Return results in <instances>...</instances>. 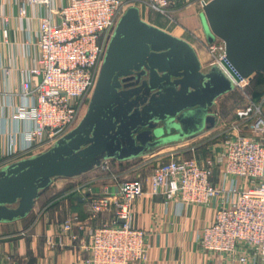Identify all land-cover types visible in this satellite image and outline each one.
<instances>
[{"label":"built area","instance_id":"1","mask_svg":"<svg viewBox=\"0 0 264 264\" xmlns=\"http://www.w3.org/2000/svg\"><path fill=\"white\" fill-rule=\"evenodd\" d=\"M26 2L48 10L39 24L38 66L30 69L40 80L23 83V95L33 102L16 113V118L32 124L25 133L24 149L31 151L53 146L76 127L85 100H90L96 87L113 30L125 12L145 6L171 19L180 0H68L56 10L51 9V0ZM199 2L203 8L209 4L207 0ZM209 53L211 65L226 74L233 90H242L250 83L253 75L242 77L235 70L226 59L223 42L211 45ZM263 103L264 97L258 105L250 103L236 110L238 121L223 132L221 149L213 147L199 157V146L192 147L188 158L173 152L168 161L154 167L149 180L151 194L178 199L183 206H204L219 198L213 221L199 237L200 245L215 253L242 252V263L246 261L243 252L264 257ZM244 129L249 136L243 134ZM102 170L109 174L110 184L102 195L90 198L91 213L110 212L113 216L110 223L90 233L89 242L80 244L89 255L85 264H142L148 255L147 233L133 226L131 205L135 196L144 193V183L140 178L120 181L108 163ZM109 187L118 191L109 193ZM75 221L76 217L65 222L63 231L70 232Z\"/></svg>","mask_w":264,"mask_h":264},{"label":"water","instance_id":"2","mask_svg":"<svg viewBox=\"0 0 264 264\" xmlns=\"http://www.w3.org/2000/svg\"><path fill=\"white\" fill-rule=\"evenodd\" d=\"M204 11L207 33L222 40L235 70L242 77L264 73V0H214ZM199 69L191 48L144 23L138 8L130 7L107 47L82 120L51 149L14 163L0 178V220L23 217L48 186L43 177L75 172L77 159L87 166L107 153L125 161L212 126L213 102L205 96L233 91L232 83L216 65L203 83ZM17 200L16 208L6 205Z\"/></svg>","mask_w":264,"mask_h":264},{"label":"crops","instance_id":"3","mask_svg":"<svg viewBox=\"0 0 264 264\" xmlns=\"http://www.w3.org/2000/svg\"><path fill=\"white\" fill-rule=\"evenodd\" d=\"M207 1L210 3L214 0ZM67 3L68 0H51V9H59ZM137 8L144 23L180 40L194 51L200 64L198 74L202 77L201 81L207 83L211 73V68L207 69L211 59L209 47L220 44L222 40L207 33L205 11L199 0H180L172 11L173 17L167 20L148 7ZM21 10L24 11L23 15L20 14ZM45 16H48V10L42 5H29L26 0H0L1 179L14 163L46 152L43 148L24 151L25 133L32 128V124L16 118L20 107L33 102L31 97L23 95V83L30 79L36 84L40 80V77L30 74V69L38 66L36 43L39 24ZM52 18L56 20L55 16ZM85 113L81 112L78 123ZM173 148L170 144L163 145L153 152L145 151L125 161H119L107 153L99 155L100 166L108 162L111 169L112 162L125 170L126 164H129V171L112 172L120 181L127 180L126 174L130 171H137L133 180L140 178L144 183V193L135 196L131 205L133 226L147 233L148 255L142 264H264V257H253L250 251L243 252L246 261L242 263L239 260L242 252L221 254L210 252L200 245L199 237L213 221L219 198L204 206H183L178 199L150 193L152 171L149 168L163 162L160 155L167 150L165 157L170 158L171 153L175 152ZM196 155L200 157L199 151ZM100 174L93 177L96 181L90 179L94 183L77 191L62 190L55 184L48 185L39 190L31 209L23 217L0 220V264H85L89 255L88 251L79 247L80 244L89 242L90 233L110 223L113 216L110 212L99 215L91 213L90 198L93 192L89 187L99 188L100 192L94 196H100L110 184L107 182L109 174L105 171ZM6 205L16 208L18 200ZM75 217L72 230L64 232V223Z\"/></svg>","mask_w":264,"mask_h":264},{"label":"rangeland","instance_id":"4","mask_svg":"<svg viewBox=\"0 0 264 264\" xmlns=\"http://www.w3.org/2000/svg\"><path fill=\"white\" fill-rule=\"evenodd\" d=\"M165 18L167 20V17ZM144 19H146V17H144ZM116 27L113 30V34L115 33ZM211 64L212 62L210 59L207 69L212 67ZM251 82L252 80L242 90L237 88L233 91L225 92L224 94H220L218 96H214V95L211 97L205 96L206 100L208 99L212 102H215L213 107L211 106L209 108V114L212 115V117L215 119L214 124L212 126H207L201 131H199L198 133L185 137L184 139L180 141L170 142L169 143L170 146L174 147L172 151H175L174 153L178 152L177 154L178 156L188 158V157H191L190 149L192 147L199 146L197 150L199 151L200 156L207 155L209 153V150H212L213 147L217 149H221L222 144L225 140L223 132L226 130L227 127H230L232 123L238 121L236 118V114H235L236 110L245 108L246 106L250 105V103L256 104V102L253 101V95H252V92L254 90L253 89L254 85ZM261 89H262L261 91H263L264 87H262ZM88 101L89 100H85L82 111L86 112L88 104H89ZM258 104H260V102ZM261 110L264 113V109L262 106H261ZM245 130L247 129L243 130V134L249 136L250 133L246 132ZM56 143L57 141L54 144ZM175 146H177V148ZM51 147H44L43 149L44 151H47L51 149ZM155 149L157 148L148 149L146 153H150V151L153 152ZM167 151L163 152L165 154L160 155V156H163L161 158V161L163 162L167 161L169 158L168 156L165 157L166 153H168ZM74 152L76 153V151ZM141 160L142 159H140L139 161ZM82 162L83 161H81L80 159H77L75 162L71 163V167L73 169L75 168L74 170L75 172H72L70 174H55V175L44 176L43 179L48 182L49 186L54 185V184L55 186L59 185L60 186L59 189H62V190L82 189L83 187L88 186L89 183L90 184L94 183L95 179L93 177L98 176V175L101 176L102 174L100 173H102L103 171L101 168L102 166H100V161L98 163L90 162L87 166H84ZM110 165L112 167L110 172L116 171L117 173H119V172L131 170L130 166H128L129 164H126L127 167L125 168V170L121 168L119 169L118 165L116 166L112 162ZM154 167L149 168V170L152 171ZM136 173L137 171H130L129 173L126 174V177H127L126 179L133 180V178L136 177L135 176ZM90 179H94V180H90ZM51 188L54 189V187H51Z\"/></svg>","mask_w":264,"mask_h":264},{"label":"trees","instance_id":"5","mask_svg":"<svg viewBox=\"0 0 264 264\" xmlns=\"http://www.w3.org/2000/svg\"><path fill=\"white\" fill-rule=\"evenodd\" d=\"M254 87H253V101L256 102V104H258L259 102H261V100L264 97V90L261 91L262 87H264V73H256L253 75L252 78V82ZM263 109H264V103L262 105ZM168 161V160H167ZM95 195V193H93V196Z\"/></svg>","mask_w":264,"mask_h":264},{"label":"bare ground","instance_id":"6","mask_svg":"<svg viewBox=\"0 0 264 264\" xmlns=\"http://www.w3.org/2000/svg\"><path fill=\"white\" fill-rule=\"evenodd\" d=\"M229 71V70H228ZM230 72V71H229ZM230 74L232 75V73L230 72ZM233 76V75H232ZM234 77V76H233ZM200 99L203 101V100H205V98L204 97H201L200 96Z\"/></svg>","mask_w":264,"mask_h":264}]
</instances>
